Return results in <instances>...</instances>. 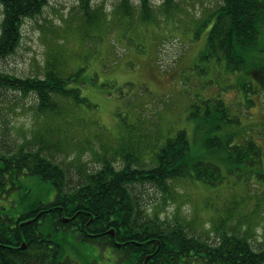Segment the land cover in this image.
<instances>
[{
  "label": "rangeland",
  "instance_id": "374dc122",
  "mask_svg": "<svg viewBox=\"0 0 264 264\" xmlns=\"http://www.w3.org/2000/svg\"><path fill=\"white\" fill-rule=\"evenodd\" d=\"M121 1L93 0L96 23L86 20L78 0H48L42 15L25 20L20 47L0 60V70L45 79L47 67L54 66L60 76L73 77L68 86L78 88L86 102L58 97L59 114H40L35 95L0 90V153L44 147L45 156L62 165L73 184L85 171L99 170L104 160L122 168L127 152L134 155L135 168H153L160 148L185 130L192 156L206 152L208 160L203 139L213 120L206 114H216L215 101L223 100L232 121L211 135L235 133L232 145L256 141L262 163L229 173L221 161L226 153L217 154L214 161L225 177L220 185L184 178L168 192L151 184L138 185L135 192L148 215L186 224L196 237L214 241L237 234L255 251L263 250L264 94L246 93L241 85L256 86L255 78L230 72L224 56L210 52L219 0H175L169 13L163 0H150L149 20H143L138 0H132L133 16H123ZM2 13L0 5V21ZM8 176L0 186V217H18L55 198L54 188L36 176L23 174L14 181ZM66 254L78 258L72 245ZM101 260L111 264L104 251Z\"/></svg>",
  "mask_w": 264,
  "mask_h": 264
},
{
  "label": "trees",
  "instance_id": "16d2710c",
  "mask_svg": "<svg viewBox=\"0 0 264 264\" xmlns=\"http://www.w3.org/2000/svg\"><path fill=\"white\" fill-rule=\"evenodd\" d=\"M48 0H0L3 7L0 21V60L15 54L22 42V26L26 19L43 14ZM83 16L90 23L100 18L91 5L93 0H78ZM143 20L152 17L150 0H138ZM175 0H163L169 13ZM132 0H122L118 11L123 16H133ZM212 18L214 25L209 32L208 47L211 54L223 55L232 73L245 72L255 78L256 86L244 82L245 92L264 94V0H219ZM211 18V19H212ZM210 21V20H209ZM73 77H62L54 66L47 67L45 79L19 77L0 70V90L22 95L33 94L38 99V113L59 114L56 98H73L86 102L78 88L68 85ZM216 114L207 112L213 125L206 131L204 146L209 149L207 158H194L185 130L170 138L155 155L157 166L135 168L134 155H124L125 165L118 169L113 162L103 161L95 172L85 171L75 183L68 181L67 171L59 163L45 156L42 147L36 151H8L0 153V186L6 185L5 175L12 181L23 174L36 176L49 183L55 190V198L47 204L37 205L32 212L34 220L26 224L0 220V264H74L67 256V248L74 246L78 257L83 253L81 242L74 234L73 216L78 209L91 213L95 229H117V237L134 242L113 247L116 264H264V249L255 251L249 239L237 234H222L212 241L192 235L186 224L169 223L147 214L138 185L151 184L162 193L178 180L188 178L205 185L222 184L224 169L214 161L217 154L229 173L239 166L262 163V148L252 139L232 145L235 133L227 137L211 134L223 130L231 122L223 100L215 101ZM192 117L201 118L197 112ZM204 122L198 120L203 129ZM252 176V175H251ZM263 183V182H262ZM87 217L84 222H89ZM65 218H71L65 222ZM83 222V223H84ZM82 223V224H83ZM22 225V226H21ZM190 226V225H188ZM26 243L23 250L21 246ZM87 250V249H86ZM101 249L99 258L101 259ZM150 254V258L147 256ZM92 264H98L93 262Z\"/></svg>",
  "mask_w": 264,
  "mask_h": 264
},
{
  "label": "flooded vegetation",
  "instance_id": "af4514ba",
  "mask_svg": "<svg viewBox=\"0 0 264 264\" xmlns=\"http://www.w3.org/2000/svg\"><path fill=\"white\" fill-rule=\"evenodd\" d=\"M31 210H25L18 217L11 216H2L0 220H5L8 222H13L14 226L18 222L27 223L26 221H33L35 217L32 216ZM86 210L78 209L75 211L73 216V221L75 223L73 229L76 231L74 234L79 238L78 241L81 242L80 248L84 249L80 257L72 260L74 264H92L93 262H98L102 264V260L99 258L101 249L104 251V257L111 264H116L118 259L113 252V245L115 244L118 247L125 246L129 243H137L139 245L144 243L134 242L131 240H121L117 237V229L115 228V236L107 230L105 227L100 229H95L91 225L94 222V216ZM87 217H90L89 222H84ZM96 217V216H95ZM71 219V218H70ZM69 222V221H68ZM84 222V223H83ZM67 223V222H66ZM83 223V224H82ZM22 226V225H21ZM87 249V250H86ZM71 258V257H70ZM150 258V254L147 256V259Z\"/></svg>",
  "mask_w": 264,
  "mask_h": 264
},
{
  "label": "water",
  "instance_id": "95a60500",
  "mask_svg": "<svg viewBox=\"0 0 264 264\" xmlns=\"http://www.w3.org/2000/svg\"><path fill=\"white\" fill-rule=\"evenodd\" d=\"M69 220V218H65V221L67 222ZM32 221V220H31ZM31 221H27V223H29V222H31ZM115 229L114 228H111L110 229V232L115 236ZM26 248V243L24 242L23 244H22V246H21V249H25Z\"/></svg>",
  "mask_w": 264,
  "mask_h": 264
}]
</instances>
